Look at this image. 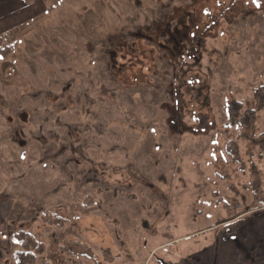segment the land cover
Returning <instances> with one entry per match:
<instances>
[{"label":"rangeland","instance_id":"rangeland-1","mask_svg":"<svg viewBox=\"0 0 264 264\" xmlns=\"http://www.w3.org/2000/svg\"><path fill=\"white\" fill-rule=\"evenodd\" d=\"M33 3L0 35V264L19 231L36 264H264V0Z\"/></svg>","mask_w":264,"mask_h":264},{"label":"trees","instance_id":"trees-1","mask_svg":"<svg viewBox=\"0 0 264 264\" xmlns=\"http://www.w3.org/2000/svg\"><path fill=\"white\" fill-rule=\"evenodd\" d=\"M26 5H30L35 0H22ZM259 1V0H256ZM261 93V95L259 94ZM255 103H256V110L264 108V89L262 91H257L255 93ZM242 110L241 106H238L237 109L231 106L227 108V112L229 115H233L237 112ZM254 114V111L252 112ZM243 126H241V133L239 134V139H246L243 136L242 132ZM253 145L257 148L261 149V156L264 155V136L259 138L258 140L252 141ZM225 152L228 157H230L233 162L240 164L239 159V150L238 146L235 142L231 141L225 147ZM12 243L15 246V250L12 254V261L13 264H36V257L37 255H42L44 253V246L42 244H38L32 235L28 232L19 231L12 236L11 239Z\"/></svg>","mask_w":264,"mask_h":264},{"label":"crops","instance_id":"crops-1","mask_svg":"<svg viewBox=\"0 0 264 264\" xmlns=\"http://www.w3.org/2000/svg\"><path fill=\"white\" fill-rule=\"evenodd\" d=\"M33 4L26 5L22 0H0V35L19 25ZM24 19H27V16Z\"/></svg>","mask_w":264,"mask_h":264}]
</instances>
